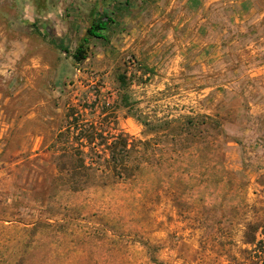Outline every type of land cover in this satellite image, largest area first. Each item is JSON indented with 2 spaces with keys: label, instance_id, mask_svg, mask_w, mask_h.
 <instances>
[{
  "label": "rangeland",
  "instance_id": "obj_1",
  "mask_svg": "<svg viewBox=\"0 0 264 264\" xmlns=\"http://www.w3.org/2000/svg\"><path fill=\"white\" fill-rule=\"evenodd\" d=\"M75 125L128 134L134 176L65 168ZM29 240L24 264H264V0H0V264Z\"/></svg>",
  "mask_w": 264,
  "mask_h": 264
},
{
  "label": "trees",
  "instance_id": "obj_2",
  "mask_svg": "<svg viewBox=\"0 0 264 264\" xmlns=\"http://www.w3.org/2000/svg\"><path fill=\"white\" fill-rule=\"evenodd\" d=\"M114 22V19L104 11L101 15H98L91 22L89 27L87 28L86 34L82 39V42L78 45V47L73 52L72 56L77 63L82 62L87 58V46L91 38H104L106 39V31L109 29L110 24ZM77 122V120H75ZM75 122V123H76ZM189 126H192L193 122H187ZM76 130V139L81 140L80 146H67L66 153L72 156L73 161L69 165H65L67 168H73L76 170H87L92 169L96 166L102 165L103 153H105L104 162L107 163V166L113 171V173L121 178L129 179L134 176L133 167L130 166L129 162L133 156V152L137 150L136 145L130 143V136L126 133H121L116 139L109 143H96L92 144L90 141L86 143L84 140H93L96 138V133L94 127H82L78 128V125H75ZM69 133H73L71 127L68 129ZM67 131V132H68ZM66 132V133H67ZM68 135V134H67ZM106 144L105 149H102L103 152L98 151L97 147L99 145ZM88 146V147H87ZM86 148H89L86 150ZM107 151V153H106ZM93 153L96 158L92 159V163H88L87 155L89 153ZM75 160V161H74ZM95 160V161H94ZM45 223L44 221H39L35 223L31 230L36 229V225ZM30 227L27 229L29 231ZM257 227L255 225L250 224L247 231H245L246 243H249L254 246V250L258 252L256 249L258 246H261L263 241L261 239H257ZM31 240L27 243L21 244L20 251L18 255L15 254L10 258H6L1 260L2 264H24L26 260V256L28 254L29 245L31 244ZM31 246V245H30ZM262 248V246H261ZM258 254V253H257ZM17 255V257H16ZM259 256V255H258Z\"/></svg>",
  "mask_w": 264,
  "mask_h": 264
}]
</instances>
